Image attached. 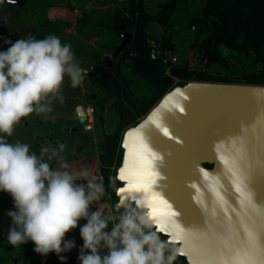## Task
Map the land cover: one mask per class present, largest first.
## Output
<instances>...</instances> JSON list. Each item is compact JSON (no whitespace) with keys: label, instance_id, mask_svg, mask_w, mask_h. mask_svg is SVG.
<instances>
[{"label":"rangeland","instance_id":"374dc122","mask_svg":"<svg viewBox=\"0 0 264 264\" xmlns=\"http://www.w3.org/2000/svg\"><path fill=\"white\" fill-rule=\"evenodd\" d=\"M170 1L0 0V50L9 46L5 39L55 33L72 45L83 68L81 83L73 87L66 77L63 101H53L46 116L33 112L22 118L10 141L28 142L37 153L42 146L63 142V156L70 165L89 167L103 183L101 203L109 211L119 203L117 189L122 182L117 169L124 152L123 135L167 92L189 81L264 83V46L244 52L221 46L224 63L204 66L202 42L211 31V22L203 15L206 0H177L166 12ZM220 6L243 37L251 7L242 0H223ZM165 16L166 22H158ZM260 16L264 18V12ZM127 34L130 37L117 52ZM86 107L93 108L92 116L84 113ZM13 207L11 195L0 191V264H80L79 226L66 233V238L76 241V247L63 253L66 261L55 252L42 256L31 241L9 244L6 229L11 218L6 210ZM96 207L90 205L91 210ZM85 222L81 218L80 224ZM174 264H186L185 257L177 254Z\"/></svg>","mask_w":264,"mask_h":264},{"label":"clouds","instance_id":"9594fccd","mask_svg":"<svg viewBox=\"0 0 264 264\" xmlns=\"http://www.w3.org/2000/svg\"><path fill=\"white\" fill-rule=\"evenodd\" d=\"M5 43L9 46L0 50V191L8 192L14 205L6 210L9 244L31 241L42 256L55 252L66 261L63 253L76 247L66 233L79 226L80 264H174L173 238L155 230L158 217L143 191L129 193L127 203L106 210L103 183L89 167L70 165L63 142L37 153L28 142L10 141L22 118L33 112L46 116L53 101H63L65 78L78 86L83 68L72 45L55 33L26 34ZM81 218L86 222L80 224ZM102 249L107 251L101 254Z\"/></svg>","mask_w":264,"mask_h":264},{"label":"water","instance_id":"95a60500","mask_svg":"<svg viewBox=\"0 0 264 264\" xmlns=\"http://www.w3.org/2000/svg\"><path fill=\"white\" fill-rule=\"evenodd\" d=\"M254 98L264 101L263 85L189 81L167 92L123 135L119 204L142 191L127 188L121 171L142 140L160 173L153 188L176 212L175 223L165 220L154 228L167 239L179 232L181 239L171 243L186 264H198L191 247L213 249L215 264H244L239 254L248 233L264 218V102Z\"/></svg>","mask_w":264,"mask_h":264},{"label":"snow or ice","instance_id":"6c2138e0","mask_svg":"<svg viewBox=\"0 0 264 264\" xmlns=\"http://www.w3.org/2000/svg\"><path fill=\"white\" fill-rule=\"evenodd\" d=\"M164 131L167 132L168 130L164 129ZM153 155L152 150L141 140L134 149L132 164L121 170L122 178L128 181L127 188L149 193L147 199L153 215L158 217L157 224H163L165 220L175 223V220L172 219L176 215L175 209L171 207L168 200L159 191L153 188V185L157 184L156 177L160 174L154 170ZM123 190V188L120 189V191ZM177 207L181 208L179 204H177ZM181 211L188 215L183 208H181ZM172 238L180 240L181 236L177 232ZM191 251L198 264H215L213 249L191 247ZM239 255L242 256L244 264H264V218L261 219L260 225L255 230L249 231L247 245ZM226 264H230V262H226Z\"/></svg>","mask_w":264,"mask_h":264},{"label":"trees","instance_id":"16d2710c","mask_svg":"<svg viewBox=\"0 0 264 264\" xmlns=\"http://www.w3.org/2000/svg\"><path fill=\"white\" fill-rule=\"evenodd\" d=\"M177 0H171L165 5L166 12L171 11ZM223 0H206L203 7L204 18L210 20L211 31L202 42L203 65L224 63V57L219 51L221 46L237 52L251 50L254 46H264V0H242L253 10L247 20L243 37L239 38L238 26L232 21L220 6ZM158 22H166L167 16L158 17ZM149 21V20H148ZM105 71H110L106 68Z\"/></svg>","mask_w":264,"mask_h":264},{"label":"built area","instance_id":"2783aa9c","mask_svg":"<svg viewBox=\"0 0 264 264\" xmlns=\"http://www.w3.org/2000/svg\"><path fill=\"white\" fill-rule=\"evenodd\" d=\"M171 59H173V60H175V58L173 57V58H171ZM84 113L87 115V117L89 116H92V114H93V108H91V107H86V108H84ZM86 129H90V126L88 125V126H86Z\"/></svg>","mask_w":264,"mask_h":264},{"label":"flooded vegetation","instance_id":"af4514ba","mask_svg":"<svg viewBox=\"0 0 264 264\" xmlns=\"http://www.w3.org/2000/svg\"><path fill=\"white\" fill-rule=\"evenodd\" d=\"M263 81H264V79H263ZM239 84H246V83H239ZM254 85V84H253ZM256 85V84H255ZM257 85H263L264 86V83L263 84H257ZM254 101H256V103H258V102H260V103H262V102H264L263 101V99L262 98H254ZM259 104V103H258ZM204 166L205 167H208V168H211L212 167V164H208V163H204Z\"/></svg>","mask_w":264,"mask_h":264}]
</instances>
